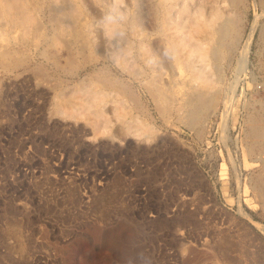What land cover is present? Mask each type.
<instances>
[{"label":"rangeland","instance_id":"1","mask_svg":"<svg viewBox=\"0 0 264 264\" xmlns=\"http://www.w3.org/2000/svg\"><path fill=\"white\" fill-rule=\"evenodd\" d=\"M22 2L17 27L0 0V264H264V0Z\"/></svg>","mask_w":264,"mask_h":264},{"label":"bare ground","instance_id":"2","mask_svg":"<svg viewBox=\"0 0 264 264\" xmlns=\"http://www.w3.org/2000/svg\"><path fill=\"white\" fill-rule=\"evenodd\" d=\"M23 0H4V9H5V12L6 13H10L11 15H9V16H11L14 20H13V23H16V25H17V27L19 26V24H20V26L22 25V26H24L23 24H21V23H24V22H29L27 19H28V17L27 16H30L29 14V12L26 10V8H25V10L29 13L28 15L26 14V16H25V13H27V12H24V9H23V2H22ZM68 1H70V0H68ZM214 1V0H213ZM216 1V0H215ZM220 1V0H219ZM63 2V1H62ZM72 3V2H71ZM218 3H220V2H218ZM53 4V3H52ZM77 4V3H76ZM63 5V4H62ZM209 5H211L212 6V4L210 3ZM214 5H215V3H214ZM219 5V4H218ZM235 5V4H234ZM66 6H67V4H66ZM66 6H65V8H66ZM68 6H69V4H68ZM211 6L209 7V8H211ZM24 7H26L25 5H24ZM214 7V6H213ZM68 8V7H67ZM75 8V7H74ZM73 8V9H74ZM77 8V7H76ZM207 8V7H206ZM64 9V8H63ZM70 9V8H69ZM69 9H67V10H69ZM79 10V9H78ZM54 12V14L55 13H57V11H55V10H53ZM61 11H63V10H61ZM65 11V10H64ZM71 11V10H70ZM77 11V10H76ZM165 11V10H164ZM1 12V11H0ZM207 12V11H206ZM53 13H51V14H53ZM60 13V10H59V12L57 13V15ZM61 13H63V12H61ZM66 13V12H65ZM36 14V13H35ZM76 14V13H75ZM164 15V14H163ZM60 16V14L58 15V17ZM80 17L79 16V11L77 12V15H75V17L74 16H72V17H74L75 18V20L77 21V20H79L78 18H76V17ZM165 16V15H164ZM164 16H161V18L162 17H164ZM56 17L57 16H55V15H51L50 16V19L52 20V21H54V19H56ZM11 18V19H12ZM82 18V17H81ZM136 18V17H135ZM31 19V18H30ZM72 19V18H71ZM163 19H165V18H163ZM162 19V20H163ZM33 20V19H32ZM57 20V19H56ZM62 20V19H61ZM135 20V19H134ZM138 19H136V21H137ZM139 20H140V18H139ZM224 20V19H223ZM31 21V20H30ZM59 21H60V18H59ZM79 21H81V20H79ZM237 21V20H236ZM256 21V20H255ZM253 22V24H252V26H251V28H250V30H249V33H248V37H247V40H246V42H245V44H244V46H242L243 47V49H242V52H243V54H242V60H241V63L242 62H245V61H243V59L245 58L244 56H246V54L248 53V50H249V47H250V44H251V39H252V37H253V34L256 32V30H257V24H256V22ZM57 22V21H56ZM163 22H164V20H163ZM230 22V21H229ZM232 22V21H231ZM235 22V21H234ZM72 23H73V21H72ZM80 23V24H79ZM78 23V25H80V27L79 26H75L74 25V27H75V29H74V31H72V38H73V40H75V42H81L82 41V43H80L81 45L78 47L77 46V48L76 47H74L73 48V50L71 49V53L74 51L75 53H81L82 52V48H83V46L85 45L84 44V42H86V37H84V35H83V29H85V27H86V25L81 21V22H79ZM136 24H137V22H135ZM165 23V22H164ZM219 23V22H218ZM233 23V22H232ZM231 23V24H232ZM26 24V23H25ZM58 24L59 23H57L56 25L54 24V26L56 27V26H58ZM76 24V23H75ZM134 24V23H133ZM212 24V23H211ZM221 24V23H220ZM223 24V23H222ZM236 24V23H235ZM14 25V24H13ZM219 25V24H218ZM217 25V29H220V30H224L225 29V25H226V23H224V25H223V28H222V25L220 26V28H219V26ZM164 26V25H163ZM216 26V25H215ZM228 26H232V25H228ZM235 26V25H234ZM16 27V28H17ZM54 27V28H55ZM59 27V26H58ZM61 28V27H60ZM233 27H230V29H232ZM260 28V27H259ZM57 29H59V28H57ZM56 29V30H57ZM81 29H82V31H81ZM226 29H227V27H226ZM238 29V28H237ZM30 30V29H29ZM206 30V29H205ZM235 30V29H234ZM160 31V34H161V42H163V44L165 45V48H166V46H167V44H168V46L170 47L171 46V44H169L170 43V41L168 40L169 38H165L164 36L165 35H163L161 32H162V29L161 30H159ZM163 31H164V28H163ZM219 31V30H218ZM225 32H226V30H224ZM223 31V32H224ZM85 32V31H84ZM223 32H221V34H222V37H223ZM228 32V31H227ZM43 33H46V32H44L43 31ZM42 33V34H43ZM259 33H260V36H261V33L262 32H260L259 31ZM231 34V33H230ZM44 35V34H43ZM163 35V36H162ZM216 35V34H215ZM220 35V34H219ZM226 35V33L224 34V36ZM228 35V34H227ZM226 35V36H227ZM101 36V35H100ZM99 36V37H100ZM167 37V36H166ZM71 38V37H70ZM160 38V37H159ZM224 38V37H223ZM223 38H222V41H223ZM104 39V38H103ZM218 39V38H217ZM220 39H221V36H220ZM237 39V38H236ZM84 41V42H83ZM100 42H98V44H97V46L100 48L101 46H102V44H103V42L105 41H101V40H99ZM220 41V40H219ZM222 41H220V42H222ZM226 41V40H225ZM46 42V41H45ZM106 42V41H105ZM211 42V41H210ZM229 42V41H228ZM233 44V43H232ZM74 45V44H73ZM72 45V46H73ZM78 45V44H77ZM264 45V44H263ZM167 46V47H168ZM169 47H168V49H169ZM194 47V46H193ZM202 47V46H201ZM84 49V48H83ZM97 49V48H96ZM195 50V49H194ZM203 50V49H202ZM201 51V50H200ZM230 51V50H229ZM241 51V50H240ZM69 52V51H68ZM13 53V51L11 50V49H9L8 47H4L3 49H1L0 50V60L3 62V60H6L11 54ZM204 53H206L205 51H204ZM204 53H202V54H204ZM218 53V52H217ZM213 54V53H212ZM221 54V53H220ZM171 56V55H170ZM211 56V55H210ZM202 57V56H201ZM204 59H206V58H204ZM208 59V58H207ZM217 60V59H216ZM238 61H239V59H238ZM203 66V65H202ZM240 66H242V65H239V67ZM180 67V66H179ZM208 67V66H207ZM238 68V67H237ZM239 69V68H238ZM240 69H241V67H240ZM212 70V69H211ZM244 70V69H243ZM210 71V70H209ZM220 71V70H219ZM238 71H240V70H238ZM189 72V71H188ZM182 73V72H181ZM199 74V73H198ZM192 75V74H191ZM213 75V74H212ZM110 76V75H109ZM195 77V76H194ZM196 78V77H195ZM194 78V79H195ZM197 78H199V77H197ZM196 78V79H197ZM205 78V77H204ZM105 79V78H104ZM193 79V78H192ZM195 79V80H196ZM107 81V80H106ZM112 81V80H111ZM179 81V80H178ZM197 81V80H196ZM212 81V80H211ZM175 82V81H174ZM198 82H199V80H198ZM197 82V83H198ZM201 82H203V81H201ZM205 82H207V80L206 81H204V83H203V86L201 85V87L203 88L204 87V84H205ZM115 83V82H114ZM155 83V82H154ZM208 84V83H207ZM210 84V83H209ZM209 84H208V90H209ZM154 85V84H153ZM155 85H157V83H155ZM158 86V85H157ZM170 86V85H169ZM198 87H200V86H198ZM154 88V87H153ZM159 88V87H158ZM163 88V87H162ZM197 88V87H196ZM195 88V89H196ZM205 89H207V87H204ZM166 89V88H165ZM164 89V90H165ZM197 89H199V88H197ZM204 89V90H205ZM200 90H202L201 88H200ZM204 90H202V92L204 91ZM211 90V89H210ZM156 91V90H155ZM158 91V90H157ZM160 91V90H159ZM196 91V90H195ZM194 91V93H193V91H191V93H193V95H191L190 97H189V99H188V101H187V103L189 102V104H190V107H189V110H190V112H188V113H190L189 114V116L191 115V120H193V121H195V119L196 120H198V118L199 117H201L199 114V109H201L202 108V106H204L205 107V105H207L208 104V97H206L205 96V94H202L201 93V91H196L195 92ZM207 91V90H206ZM211 91H213V90H211ZM199 92V93H198ZM208 92V91H207ZM156 93H158V92H156ZM160 93V95H161V92H159ZM162 94H163V91H162ZM207 94V93H206ZM211 93H209V95H210ZM212 94H214L215 95V93H212ZM102 95V94H101ZM164 96V95H163ZM212 96V95H211ZM166 98V97H165ZM212 98V97H211ZM210 98V99H211ZM172 99V98H171ZM213 100V99H212ZM170 102V101H169ZM187 103H186V105H187ZM210 103H212V102H210ZM209 103V104H210ZM208 104V105H209ZM207 105V106H208ZM80 106V105H79ZM78 107V106H77ZM77 107H76V109H77ZM83 107V106H82ZM79 109V108H78ZM80 109H83V108H80ZM203 109V108H202ZM188 110V109H187ZM205 110V109H204ZM204 110H203V112H204ZM75 112H80L79 110H74ZM82 111V110H81ZM74 112V113H75ZM202 112V111H201ZM227 113V112H226ZM78 114V113H77ZM188 115V114H187ZM99 116H100V114H99ZM188 117V116H187ZM205 117V116H204ZM189 118V117H188ZM202 118H203V116H202ZM201 119V118H200ZM199 121V120H198ZM190 122V121H189ZM192 122V121H191ZM192 123H194V122H192ZM258 124V123H257ZM256 125V124H255ZM254 125V129L252 130V134L254 135V136H256V135H260V133L261 134H263V131H260L259 129H258V127L257 126H255ZM253 128V127H252ZM262 128V127H261ZM251 135V134H250ZM255 138V137H254ZM259 178V177H258ZM258 188H259V190L258 191H260V194H261V200H262V198H263V200H264V176H262V177H260L259 179H258ZM258 193V192H257ZM259 194V193H258ZM260 198V197H259ZM264 202V201H263ZM262 202V203H263ZM16 233H18V232H16ZM20 234V233H19ZM18 236H20V235H18ZM19 239H21V238H19ZM24 244V243H23ZM22 244V242H19V248L20 249H22L23 247H24V245Z\"/></svg>","mask_w":264,"mask_h":264},{"label":"clouds","instance_id":"3","mask_svg":"<svg viewBox=\"0 0 264 264\" xmlns=\"http://www.w3.org/2000/svg\"><path fill=\"white\" fill-rule=\"evenodd\" d=\"M123 19L122 12L116 6H110L102 13L99 20L101 30L106 38H115L120 34L117 26Z\"/></svg>","mask_w":264,"mask_h":264}]
</instances>
